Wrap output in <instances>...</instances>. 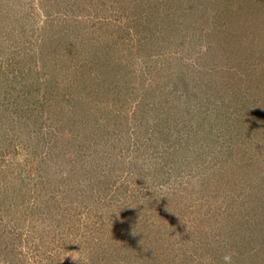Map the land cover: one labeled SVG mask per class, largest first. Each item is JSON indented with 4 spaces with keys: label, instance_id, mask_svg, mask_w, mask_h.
Returning <instances> with one entry per match:
<instances>
[{
    "label": "rangeland",
    "instance_id": "1",
    "mask_svg": "<svg viewBox=\"0 0 264 264\" xmlns=\"http://www.w3.org/2000/svg\"><path fill=\"white\" fill-rule=\"evenodd\" d=\"M0 264H264V0H0Z\"/></svg>",
    "mask_w": 264,
    "mask_h": 264
}]
</instances>
